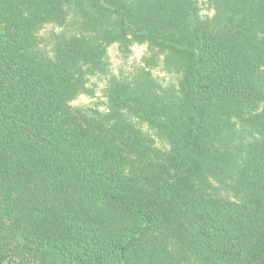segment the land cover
<instances>
[{"label":"trees","instance_id":"16d2710c","mask_svg":"<svg viewBox=\"0 0 264 264\" xmlns=\"http://www.w3.org/2000/svg\"><path fill=\"white\" fill-rule=\"evenodd\" d=\"M0 264H264V0H0Z\"/></svg>","mask_w":264,"mask_h":264},{"label":"clouds","instance_id":"9594fccd","mask_svg":"<svg viewBox=\"0 0 264 264\" xmlns=\"http://www.w3.org/2000/svg\"><path fill=\"white\" fill-rule=\"evenodd\" d=\"M200 6V5H198ZM204 12L203 10L201 11V15H203ZM213 13L210 10L207 15L211 16ZM129 39H131V37L129 36ZM146 44H137L136 42H133L130 46L131 51L133 53V56L129 57V64H131L133 62V60L136 61L137 64H139L140 61V57L145 53L146 51ZM117 48V45L114 43L113 45H111L108 49H107V54L109 55V58L111 59L113 55H118L117 52H115V49ZM161 61L163 60V57L159 58ZM116 63H119V61H116ZM141 67H143V65H140ZM116 70L115 68H113V75H116ZM151 76L154 79H158L159 77L163 76L165 81L168 80V76L165 75L164 72L159 71L158 68L157 69H153L151 71ZM88 83H86L84 85L85 88H89L91 87L92 83H96V77L92 76L88 78ZM104 87V82H100L97 85L98 89H102ZM97 98L103 100L104 98L101 96V92L99 90H97L94 95L92 97H87L83 94H81L77 99L69 101V107H76V106H80V105H88L91 104L92 102H94ZM123 101V98H121ZM98 111L100 112H107L108 109L106 107H102V106H98Z\"/></svg>","mask_w":264,"mask_h":264},{"label":"rangeland","instance_id":"374dc122","mask_svg":"<svg viewBox=\"0 0 264 264\" xmlns=\"http://www.w3.org/2000/svg\"><path fill=\"white\" fill-rule=\"evenodd\" d=\"M55 30V31H58L59 29L58 28H54V27H51V26H46L45 27V30H43V31H49V30ZM111 46V45H110ZM109 46V47H110ZM108 47V48H109ZM107 48V49H108ZM116 52V51H115ZM109 56V55H108ZM131 56H133V53H132V51H131V54L128 56V58H121L119 55H113L112 56V58L110 59L109 58V62H110V67H111V70L113 71V68H115V70H116V73L118 74L119 72H120V70L121 69H124L125 71H129L130 70V68L131 67H133V66H135V65H137V63H136V61L135 60H133V62L131 63V64H129V57H131ZM140 59H141V57H140ZM116 61H119V63H116ZM139 63H140V61H139ZM157 69V68H156ZM159 71H162L161 69H158ZM162 72H164V71H162ZM165 73V72H164ZM165 75L166 76H169L167 73H165ZM96 77V83H92L91 85L93 86L92 87V89H93V91H94V93L97 91V90H99L100 92H101V89H98L97 88V85L100 83V82H103V79L101 78V77H98V76H95ZM160 79H164V77L163 76H161V77H159ZM169 79V78H168ZM81 95V94H80ZM80 95H78L75 99H77ZM83 95H85V96H87V97H92L93 95H91V94H83ZM74 99V100H75ZM104 100H101V99H99V98H97L94 102H92L91 104H88V105H80V106H76V107H79V108H85V107H88V106H91V105H94V106H102V107H104V105H103V102Z\"/></svg>","mask_w":264,"mask_h":264}]
</instances>
